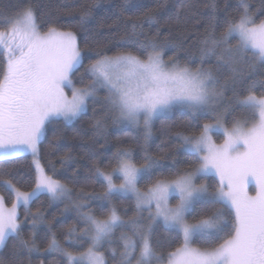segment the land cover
<instances>
[{"label":"snow or ice","instance_id":"obj_1","mask_svg":"<svg viewBox=\"0 0 264 264\" xmlns=\"http://www.w3.org/2000/svg\"><path fill=\"white\" fill-rule=\"evenodd\" d=\"M129 2L124 0L125 5ZM96 6L81 5L72 19L85 25ZM207 7L215 12V0ZM0 16V163L30 154L34 170V186L24 191L17 186L24 182L16 171L0 167V189L13 198L8 208L0 196V250L11 237L13 257L18 251L40 252L35 230L45 224L48 240L43 251L57 253L64 264H109V257L114 264H264V0L259 7L252 0H237V15L222 21L213 16L215 22L198 42L199 65L194 68L195 54H188L185 63L178 55L165 60V50L178 45L145 35L143 24L157 23L152 14L139 22L129 18L124 22L126 37L117 41L124 50L111 55L103 48L95 51V59L79 77L80 87L73 76L83 66L85 52L75 32L53 25L41 31L30 0H16ZM89 39L86 33V46ZM213 57L215 66L205 67ZM101 90L106 93L102 99ZM226 90L232 97L224 104ZM90 100L102 103L106 115L119 123L139 127L142 122L145 142L152 138L156 118L174 109L186 112L197 121L192 130L176 131L169 139L191 157L188 166L176 168V160L165 165L163 157L147 151L138 165L132 149L120 148L108 161L110 171L92 166L102 192L74 193L56 178L54 166L46 170L40 146L48 124L71 123L87 112ZM238 109L244 118H233L231 126H225ZM201 116L211 122L198 123ZM94 126L99 131L102 120L96 119ZM213 133L223 135L222 143L213 140ZM70 158L64 157L61 164ZM209 173L218 178L215 187L196 182ZM142 181L144 188L139 186ZM41 195L50 202H70L64 212L74 211L83 227L68 226L64 242L82 251L64 247L44 213L30 211ZM114 198L133 199L135 215L125 220ZM170 198L177 202L171 204ZM20 206L26 218L31 216V239L21 236ZM158 224L169 233L168 251H157L160 242H154L153 234ZM118 229L128 231L117 237ZM0 264L14 262L0 256Z\"/></svg>","mask_w":264,"mask_h":264},{"label":"trees","instance_id":"obj_2","mask_svg":"<svg viewBox=\"0 0 264 264\" xmlns=\"http://www.w3.org/2000/svg\"><path fill=\"white\" fill-rule=\"evenodd\" d=\"M15 2L16 0H0V13H7L9 6ZM30 3L37 11L38 23L42 26L41 31L53 25L61 30H71L76 33L80 47L85 52L83 66L73 76L77 87L82 86L79 77L84 72V67L95 59V51L103 48L111 55L118 50H124L117 44V41L126 37L124 22L129 18L139 22L143 20L145 14H152L157 23L154 25L144 23L143 32L145 35L150 37L158 35L159 41L167 40L178 45L176 49L165 50V60L178 55L181 63H185L188 54H195L197 59L191 64V67L194 68L199 65L198 42L215 22L213 16H215L216 21H222L226 17L237 15V0H215V12L207 7L209 0H130L128 5H125L124 0H30ZM252 3L259 7V0H252ZM83 4H96L97 6L93 9L89 22L81 26L72 19V16L78 15ZM133 5H139V9L137 10ZM3 27L4 25L0 24V29ZM216 30L217 32L221 31L222 25L218 26ZM86 33L90 34L87 46L85 45ZM130 50L136 51L135 48ZM214 60V57L207 60L205 67H214ZM88 80L89 78H85V83ZM105 95L106 93L101 90L98 96L102 99ZM230 97H232V92L226 90L225 104ZM233 118L243 119L244 114L238 109L228 116L226 119L228 127L231 126ZM96 119L102 120V128L99 131L94 126ZM196 122L186 112L174 109L171 114L162 115L153 121L152 138L145 142L142 128L117 124L111 116L106 115L102 103H94L90 100L87 112L81 114L71 123H65L61 120L53 121L46 126L45 136L40 146L41 163L46 170L48 167L54 166L58 173L56 178L66 183L69 188L73 189L74 193L81 189L85 193H99L103 191V186L95 180L92 166L98 165L101 169L110 171L111 166L108 161L112 154L120 148L132 149L133 159L138 165L143 163L142 157L144 151H147L152 156L163 157L165 165H171L173 160H176L179 161L176 168H186L191 157H185L178 150V142L170 140L169 137L176 131H191V125ZM204 122H210V118L201 116L198 123L203 124ZM215 141L217 143L222 142L223 135L216 133ZM162 142L165 145L163 149L158 147ZM66 156L71 158L61 164V160ZM31 161L32 157L26 154L11 159L7 163H0V167L11 168L16 171L19 178L24 182L17 186L24 191H30L31 187L34 186V183L30 182L31 177L34 176ZM164 176L170 178L169 172L164 171ZM155 178L157 177L154 176ZM217 180L214 176H207L198 179L196 182L198 184L207 183L210 187H215ZM13 182L16 183V180ZM145 184L146 181H142L139 186L144 188ZM0 194L5 198L6 204H12L13 198L9 196L7 191L0 189ZM73 199H76L75 195ZM172 201L177 202L174 198ZM69 203L67 200L50 202L47 195H41L31 204L30 211L34 213L40 209L44 213V220L52 225V232L56 234L57 239L64 247L74 252L82 251L83 249L73 248L64 242V232L68 226L76 224L78 230L83 227V224L77 222L74 211L64 212ZM113 203L121 208L120 214L125 220L135 215L133 199L114 198ZM91 208L97 211V215L100 214L96 202L91 203ZM19 219L22 222V238L31 239L33 231L31 216L25 217L23 207L20 208ZM188 219L191 220L192 217L189 216ZM121 231L128 230L118 229L117 237ZM35 233V242L41 250L40 252L34 251L29 254L27 251H18L17 255L13 257L11 254L15 240L10 237L7 247L0 250V256L13 261L14 264H41V262L42 264H64L57 253L43 251L48 240L46 225H39ZM168 236L169 233L164 230L162 224L155 226L153 240L160 242L156 244L157 251L169 250L166 243ZM113 246L118 247V245ZM109 264H114L111 257H109Z\"/></svg>","mask_w":264,"mask_h":264},{"label":"rangeland","instance_id":"obj_3","mask_svg":"<svg viewBox=\"0 0 264 264\" xmlns=\"http://www.w3.org/2000/svg\"><path fill=\"white\" fill-rule=\"evenodd\" d=\"M65 91L68 92L69 96L71 95L70 91H69L67 88L65 89ZM98 95H99V93H98ZM223 103L225 104V98H224V102H223ZM210 122H211V121H210ZM116 123L119 124V125H123V126H132V125L122 124V123H119V122H117V121H116ZM224 123H225V126H227V125H226V120L224 121ZM132 127H136V126H132ZM227 127H228V126H227ZM137 128H138V127H137ZM139 128H142V129H143V124H142V122H141V125L139 126ZM143 131H144V130H143ZM215 134H216V133H213V134H212V138H213L214 141H215ZM215 142H216V141H215ZM216 143H217V142H216ZM220 143H222V142H220ZM218 144H219V143H218ZM29 155H30V154H29ZM30 156H31V155H30ZM208 176H214V177H216V176L214 175V173H209ZM216 178H217V177H216ZM217 179H218V178H217ZM115 182H116V183H119L120 181H119L118 179H116ZM249 191H250L252 194H254V188H253V186H251V185L249 186ZM0 196H2V195L0 194ZM172 199H173V198H170V203H171V204H175V202H173ZM5 205H6V207L10 208L12 204H11V205H8V204L5 203ZM21 207H23V206L18 207V209H17L18 213H19ZM142 215H143V218H144V223H147V222H148V220H147L148 213H147V212H144Z\"/></svg>","mask_w":264,"mask_h":264}]
</instances>
